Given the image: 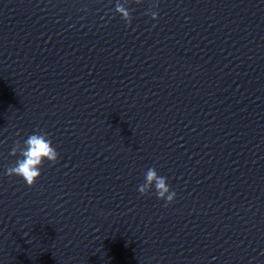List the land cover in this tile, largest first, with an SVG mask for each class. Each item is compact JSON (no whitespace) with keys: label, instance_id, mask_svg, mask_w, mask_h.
I'll use <instances>...</instances> for the list:
<instances>
[{"label":"clouds","instance_id":"clouds-1","mask_svg":"<svg viewBox=\"0 0 264 264\" xmlns=\"http://www.w3.org/2000/svg\"><path fill=\"white\" fill-rule=\"evenodd\" d=\"M139 2L140 0H137V3ZM114 11L121 16L126 25H131L132 10L116 3ZM147 14L153 20H157L159 16V13L152 9H149ZM9 154L19 158L14 165L7 167L5 174L8 177L22 178L28 187L35 186L36 181L41 176V168L45 161L54 165L59 159V153L53 146L49 134L39 129L28 135L23 142L19 139L15 140ZM153 189L157 198L165 201V206L172 204L177 195L168 184L167 178L160 176L154 167H149L145 173L144 182L138 186L137 190L141 195H147Z\"/></svg>","mask_w":264,"mask_h":264}]
</instances>
